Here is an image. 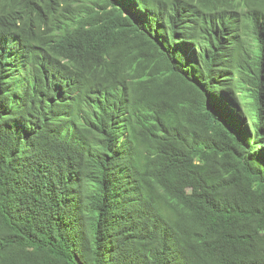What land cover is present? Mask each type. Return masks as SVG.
<instances>
[{"label": "trees", "instance_id": "trees-1", "mask_svg": "<svg viewBox=\"0 0 264 264\" xmlns=\"http://www.w3.org/2000/svg\"><path fill=\"white\" fill-rule=\"evenodd\" d=\"M0 264H264V0H0Z\"/></svg>", "mask_w": 264, "mask_h": 264}]
</instances>
